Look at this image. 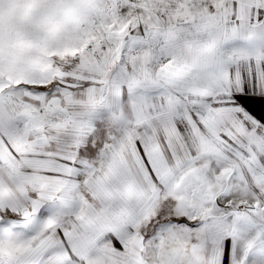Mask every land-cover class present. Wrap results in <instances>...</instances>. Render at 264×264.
Masks as SVG:
<instances>
[{
  "label": "snow or ice",
  "instance_id": "snow-or-ice-1",
  "mask_svg": "<svg viewBox=\"0 0 264 264\" xmlns=\"http://www.w3.org/2000/svg\"><path fill=\"white\" fill-rule=\"evenodd\" d=\"M0 264H264V0H0Z\"/></svg>",
  "mask_w": 264,
  "mask_h": 264
}]
</instances>
